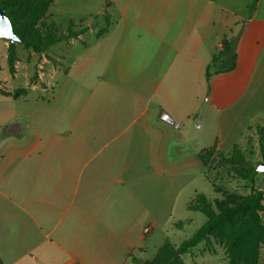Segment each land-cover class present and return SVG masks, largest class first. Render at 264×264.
<instances>
[{"label":"crops","instance_id":"1","mask_svg":"<svg viewBox=\"0 0 264 264\" xmlns=\"http://www.w3.org/2000/svg\"><path fill=\"white\" fill-rule=\"evenodd\" d=\"M76 2L86 16L109 18L105 26L90 23L86 30L96 35L94 64L107 65L122 78L140 71L142 81L157 83L129 106L103 105L112 92H97L92 107H80L64 127L59 117L37 119L34 108L27 109V122L16 115L4 124L3 264H136L133 257L150 259L144 257V239L161 222L165 188L175 186L173 177L182 173L166 160L168 126L179 124L164 106L163 92H173L172 82L189 80L192 71L205 74L224 37L235 38L236 67L216 75L226 84L242 82L245 92H264L263 0H257L249 19L252 0ZM84 49L90 45L84 43ZM220 128L214 138L217 149L228 139ZM150 178L161 188L154 204L148 200ZM181 259L184 264H227L225 254L204 250L203 243Z\"/></svg>","mask_w":264,"mask_h":264},{"label":"rangeland","instance_id":"2","mask_svg":"<svg viewBox=\"0 0 264 264\" xmlns=\"http://www.w3.org/2000/svg\"><path fill=\"white\" fill-rule=\"evenodd\" d=\"M108 4L106 1L104 7ZM244 9L243 6L245 13ZM261 9L264 11V0ZM86 14L76 0H53L39 18L32 14L25 18L30 19L33 26H39L42 20L52 22L60 34L66 32L71 22L75 29L88 27L90 23L101 28L109 23L105 15ZM95 40V32L85 31L78 38L59 41L41 53L13 43L17 60L14 72H10V41L0 38V133L4 124L16 115L27 122L28 108H34V117L38 119L42 116L45 122L59 117L57 122L64 127L80 107H92L97 92H112L101 100L103 105L129 106L141 92L148 91L157 83L142 81L140 71L129 78H122L109 71V66L94 64L91 46ZM84 43L90 45L89 50L84 49ZM211 77L207 84L203 71H192L189 80L172 82L173 92H163L164 106L179 124V128L168 126L169 133L165 135L166 160L170 164L175 163L182 173L173 177L175 186L164 190L165 207L163 215H159L161 222L144 239L146 258H152L155 247H160L166 238L173 244H179L202 225L204 215L186 208L196 193H204L213 204L226 192L246 195L258 189L264 194V171H257L251 182L239 177L229 165L218 164L220 159L229 155L231 149H226L232 141L238 145L246 167H257L264 161V92H245L242 82L226 84L218 75ZM21 89L28 92L24 100L1 94ZM86 115L91 116V111ZM221 125L228 133L225 146L223 149L216 148L214 155L202 163L197 153L214 142ZM149 185V204H154L161 196V188H156L152 178ZM261 216L264 220V211ZM179 220L186 223L181 228H175L173 224ZM202 243L204 250L212 249L225 254L223 247L212 239ZM259 264H264V246L260 249Z\"/></svg>","mask_w":264,"mask_h":264},{"label":"trees","instance_id":"3","mask_svg":"<svg viewBox=\"0 0 264 264\" xmlns=\"http://www.w3.org/2000/svg\"><path fill=\"white\" fill-rule=\"evenodd\" d=\"M52 2L53 0H0V7L4 9L14 33L20 39L17 43L36 53H41L59 41L78 38L88 29V27L75 29V25L71 22L66 32L60 34L52 22L47 23L42 20L39 26H33L30 19L25 18L28 14L39 18ZM256 2L257 0L251 2L248 19L253 14ZM246 23L247 20L243 22L242 27ZM221 44V50L205 67L207 84L212 75L228 72L236 67L235 38L224 37ZM16 60L14 44L10 41L8 52L10 72H14ZM27 93L26 89H21L9 95L16 99L26 96ZM215 151L216 141L211 146L202 148L197 153V158L205 163ZM218 164L229 165L239 177L251 182L257 173L256 167L244 165V157L236 143L233 144L229 155L220 159ZM263 200L264 194L258 189H253L246 195L226 192L222 199L214 202L215 204L204 193L198 192L188 202L186 208L204 215L205 221L202 225L190 237L183 239L177 245L166 238L152 258L140 261L133 257L132 261L136 264H184L181 255L189 252L199 243L212 239L223 247L227 264H259L260 249L264 246V220L261 216V212L264 211ZM185 223L186 221L179 220L173 225L175 228H181ZM208 251L213 250L208 249ZM0 264H3L1 258Z\"/></svg>","mask_w":264,"mask_h":264},{"label":"water","instance_id":"4","mask_svg":"<svg viewBox=\"0 0 264 264\" xmlns=\"http://www.w3.org/2000/svg\"><path fill=\"white\" fill-rule=\"evenodd\" d=\"M0 38L10 40L13 43L20 42V39L14 33L12 24L2 7H0ZM256 169L257 171H264V161L260 162Z\"/></svg>","mask_w":264,"mask_h":264}]
</instances>
